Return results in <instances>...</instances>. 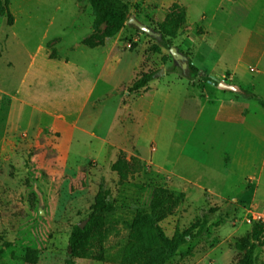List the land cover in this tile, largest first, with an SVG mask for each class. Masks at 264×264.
I'll use <instances>...</instances> for the list:
<instances>
[{
    "label": "rangeland",
    "instance_id": "1",
    "mask_svg": "<svg viewBox=\"0 0 264 264\" xmlns=\"http://www.w3.org/2000/svg\"><path fill=\"white\" fill-rule=\"evenodd\" d=\"M122 1L155 32L172 4L183 8L169 46L233 84L222 68L234 65L258 5L245 16L244 0ZM9 2L12 26L0 16V249L11 247L0 264H240L235 245L249 247L264 226L258 102L189 81L187 69L169 73L168 50L127 22L102 47L83 46L86 0ZM243 62L236 77L246 85L256 61ZM144 74L154 80L130 92ZM248 89L264 101L263 85ZM204 214L203 234L164 260L154 225L171 239ZM252 258L264 264V243Z\"/></svg>",
    "mask_w": 264,
    "mask_h": 264
},
{
    "label": "trees",
    "instance_id": "2",
    "mask_svg": "<svg viewBox=\"0 0 264 264\" xmlns=\"http://www.w3.org/2000/svg\"><path fill=\"white\" fill-rule=\"evenodd\" d=\"M90 6L92 13V34L83 39L82 45L95 49L102 47L106 39L114 37L128 21V11L122 0H86ZM9 0H0V16L5 17L7 26H12L14 19L9 11ZM185 10L180 8L177 4H172L164 21L159 24L162 38L158 42L160 46L169 50V41L166 38H175L181 25L185 23ZM103 27L102 30L100 28ZM186 78L193 81L199 78L202 82H210V78L190 62L187 63ZM176 67L173 65L169 68V73H174ZM154 74H144L137 79L129 88L130 92H138L144 90L154 80ZM202 89L203 86L200 85ZM240 94L244 99L257 101L258 104L264 108V102L261 101L256 94L251 90L241 89ZM207 225L206 215H202V220L196 222L194 225L181 232L175 231L171 239H168L163 233L162 229L154 225V230L157 233L160 242L166 246V256L164 260L171 259L180 246L187 241L200 237ZM264 235V226L256 224L251 233V244L246 247L242 244H236L238 251L243 252V258L240 264H253L252 252L257 246H263L262 237ZM11 247V243H3L0 249V257L5 249ZM68 264H74L73 258L69 256Z\"/></svg>",
    "mask_w": 264,
    "mask_h": 264
},
{
    "label": "crops",
    "instance_id": "3",
    "mask_svg": "<svg viewBox=\"0 0 264 264\" xmlns=\"http://www.w3.org/2000/svg\"><path fill=\"white\" fill-rule=\"evenodd\" d=\"M242 1L243 0H239L237 5L239 6L242 3ZM224 2H225V0H221L218 7L220 6V4H223ZM227 3H229V2H227ZM243 3L246 6L245 16L252 15L253 8H255V6L258 5V8L256 9V12H255V20L251 26V29L248 31L244 46L242 47V49L238 53L237 58L234 60V62H235L234 65L231 66L230 68H228V67L222 68L224 73L229 74V76H230L229 79L232 81V83L234 85L236 84V86H238L240 88V91H241V89L250 90L248 88H256L259 85L264 86V0H256V1H253L252 3L251 2L246 3V1L244 0ZM216 10H215V12H216ZM185 14H186V12H185ZM213 14L211 15V18L213 16ZM237 33L241 34L240 29H238L235 36L237 35ZM257 46H262V48L258 52L256 51ZM249 58H254L256 61V69L250 68V70H249L250 72L255 73L256 77L251 78V80L248 81V83L246 85H243V84H240L243 81L242 77H240V76L236 77V75H237L236 72L238 70L237 67H242V68L246 69L247 65L244 64L245 62H243V61H248ZM235 80L237 82H234ZM228 84H230V83H228ZM251 91L253 92V90H251ZM225 93L228 94V93H232V92H225ZM253 93L256 94L255 92H253ZM221 94H223V91ZM235 94H240V92L235 93ZM241 97H242V95H241ZM258 98H259V96H258ZM245 100H248V99H245ZM251 101H254V100H251Z\"/></svg>",
    "mask_w": 264,
    "mask_h": 264
},
{
    "label": "water",
    "instance_id": "4",
    "mask_svg": "<svg viewBox=\"0 0 264 264\" xmlns=\"http://www.w3.org/2000/svg\"><path fill=\"white\" fill-rule=\"evenodd\" d=\"M127 25L136 28L138 31L144 33L150 38H153L157 42H159L162 38L161 34L158 32L153 31L149 27L145 26L144 24L140 23L136 20L133 16H130L127 21ZM169 55L171 56L173 65L175 67L180 68L182 74H184L185 69L187 68V58L186 56L180 54L178 50L174 47H170L168 50ZM210 80L213 84H215L216 88L220 91L225 92H232V93H239L240 88L234 84H228L224 80H217L214 77H210Z\"/></svg>",
    "mask_w": 264,
    "mask_h": 264
}]
</instances>
